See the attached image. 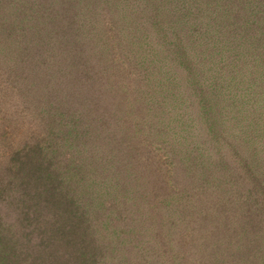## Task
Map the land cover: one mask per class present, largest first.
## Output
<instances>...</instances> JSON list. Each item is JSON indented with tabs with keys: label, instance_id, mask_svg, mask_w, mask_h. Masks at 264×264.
I'll list each match as a JSON object with an SVG mask.
<instances>
[{
	"label": "trees",
	"instance_id": "trees-1",
	"mask_svg": "<svg viewBox=\"0 0 264 264\" xmlns=\"http://www.w3.org/2000/svg\"><path fill=\"white\" fill-rule=\"evenodd\" d=\"M139 1L0 0V264H100L98 239L108 245L106 264H149L153 257L139 247L145 226L163 247L168 240L165 248L187 245L189 251L157 264H232L234 256L238 264H261L264 52L263 67L255 57L257 65L231 62L223 75L205 54L218 58L231 41L246 48L264 42V0ZM101 14L117 22L111 36L98 29ZM132 37L153 58L146 61L145 50L146 66L131 56ZM42 52L48 55L37 60ZM95 58L141 110L110 122L108 138L130 149L129 160L106 166L124 161L112 150L85 172L83 161L62 160L83 148L84 126L49 97L54 87L63 95L87 85L85 66ZM170 85L174 92L164 95ZM164 104L186 113L165 122ZM251 109L261 139L242 157L232 144L251 140L228 139L223 121L244 129L239 115ZM177 241L182 245L172 247ZM162 250L156 254L166 262Z\"/></svg>",
	"mask_w": 264,
	"mask_h": 264
},
{
	"label": "rangeland",
	"instance_id": "rangeland-1",
	"mask_svg": "<svg viewBox=\"0 0 264 264\" xmlns=\"http://www.w3.org/2000/svg\"><path fill=\"white\" fill-rule=\"evenodd\" d=\"M134 1V6L137 4V0H133ZM139 1V0H138ZM141 4V2H138V5ZM56 8L58 9V5ZM55 8V9H56ZM103 11V8L100 7V12ZM138 12V11H136ZM134 16V15H133ZM97 21H101L100 27H98V29H101L102 32H106L109 36H111V31L112 29L115 27V24L117 23L116 21H114L112 18H110L109 16H107L106 14H101L99 16H97L96 18ZM34 25L35 24V18H32L30 20V23ZM80 25V24H79ZM132 27V26H130ZM79 28V26H78ZM133 28V27H132ZM79 31L81 32L80 28ZM90 35L86 34V37ZM83 37V35H82ZM139 38L142 37V35L138 36ZM80 38H81V34H80ZM132 41V45H133V50L132 52V58L134 59L135 56L138 57L136 64L137 65H143L146 66V64L142 63V56L145 54V50L147 53V49L145 47H143L139 42L137 37H132L131 38ZM224 40V39H221ZM224 44H227V42H225ZM229 50H226L227 52H225L224 54H221L218 56V58H215V55H211V53L206 52V56L209 60L210 65L213 64L215 62V69H221L223 68V71L221 69V74L223 75L224 71L229 70V67L226 66L227 64H230L231 62L237 63L239 65H245L248 62H255L254 58L255 57H259L260 59V54L264 52V42H260L254 45H244L243 42H239V41H231L229 42ZM241 46L243 49L244 48V52L240 49ZM245 46V47H244ZM254 46H257V48H255ZM205 49V48H204ZM201 49V50H204ZM85 49H83L84 52ZM116 53L118 54L119 49H116ZM83 54V53H82ZM247 54V56H246ZM48 54H46L45 52L42 53H37V60L44 58L45 56H47ZM85 56L88 57V53H84ZM248 57V61L246 60V62L242 63V59L244 57ZM52 58V56H51ZM153 58L150 56V53L148 51L147 55H146V61L148 60H152ZM235 59V60H234ZM96 59L94 60V64L92 65V67H90V65H86L85 69H88V74H90V76L88 77H84L83 81L85 82L86 80H88V84L86 85H82L81 87H79L78 89L76 88H69L64 91L63 95H61L60 93H57L60 88H53L51 90V93L57 98V100L55 98H53L51 96L50 93V97H49V102L52 101L55 104H57V106L59 108H63L65 112H67L68 114L71 115L67 117L70 120H77L80 122H82V126H84V133H85V137H81L83 138V140L85 141V144H82L83 148L80 147V151L76 148L75 150L68 151V155L63 157V161L66 163L68 162V160H70L71 158L76 159V161L78 160V162L83 161V165L80 166V169L83 170L85 168V172L91 169H96V167L99 166L100 161H104L110 154V152H112V150H117L120 152V155L122 157H124V161H117V162H113L111 164H106V166H113V167H117L121 165V162H126L127 160H129V155L132 156L130 149L127 146L124 145H120L117 144L116 142H114L115 144L112 143V141L109 140L108 138V133H110L112 131V129H110V122H112L116 116L120 117V118H126L127 116H131L132 114H136V113H140V108L137 107L135 104H132L130 102H128L126 100L127 96V92H126V88L124 90L122 86L118 85V79L113 75L112 71L109 70L108 66L107 67H101L98 66ZM234 60V61H233ZM117 62V61H116ZM261 62V66H262V60L260 59ZM254 64V63H253ZM254 65H257V63L255 62ZM226 66V67H225ZM150 67L153 69V66L150 65ZM263 67V66H262ZM253 71H255V73L260 74L263 70L260 67H255L253 68ZM174 73H176V75H174ZM171 77H173V75L176 78H181L180 72H174ZM216 74V73H215ZM115 78V80L113 78ZM162 77V76H161ZM165 77V76H163ZM215 81V80H214ZM175 87V84L174 86ZM173 87L167 86L164 89L163 94L164 95H169L171 92L173 91ZM49 90V91H50ZM176 91V89H175ZM37 94V93H36ZM62 97V98H61ZM51 98V100H50ZM61 98V102L58 101V99ZM165 99H169L168 97ZM14 102H17L16 99H14ZM16 104V103H15ZM233 105V104H232ZM236 105V104H235ZM16 106V105H15ZM238 109L240 107H234V109ZM162 109V117L165 119V122H171V121H176L178 122V118H179V114L182 113H186L185 111H183L180 108L177 107H173L172 105H167L164 104ZM21 111V110H19ZM63 111V110H62ZM161 111V110H160ZM17 114V112H16ZM15 114V115H16ZM19 114V113H18ZM17 114V115H18ZM73 115V116H72ZM4 116V115H3ZM240 117V125L242 126L243 124L245 125L244 129H240L238 127H236L235 125H233L232 122L228 120H224L223 123L227 125V130H226V137L230 140L237 138V139H250L251 142L253 140L255 141H259V138L261 139V134H259L258 136V131H253L254 127H256L259 123V117L256 118V115L253 114L252 109L251 111H249V113H247L246 111L242 112L241 115H239ZM0 126L3 125L2 124V115L0 114ZM15 118V116H14ZM13 118V119H14ZM12 119V120H13ZM20 121H23L22 119H20ZM24 124H28L27 120H25ZM250 127V129H249ZM90 129V131H89ZM89 131V132H86ZM243 130H247V131H243ZM83 133V134H84ZM178 134V133H176ZM163 135H165L163 133ZM24 133H22L20 135L21 138H24ZM252 138H250V137ZM124 142V141H122ZM125 143V142H124ZM232 146H235L237 148H239L238 150H240V152H245V155H242V157H245L247 154V152H249L251 149H255L254 147V142H252V144L250 145V143H247L245 140L243 142H241V144H237V142L233 143ZM79 148V147H78ZM223 148H224V152L226 153V155L229 156L230 161H233L235 158V156L233 155V151L231 153H227V151H225V149L227 148L224 144H223ZM234 150V149H233ZM80 152V153H79ZM1 153V151H0ZM79 153V154H78ZM84 153V154H83ZM261 157H264V155H261ZM139 160H145V156H140V157H136ZM237 159V157H236ZM3 160V158L0 155V162ZM264 160V158H263ZM100 166H103V164H101ZM258 169H257V173L262 172L261 169V162L259 160L258 157ZM84 167V168H83ZM84 171V170H83ZM260 178V176H259ZM86 182L85 179H83L82 183ZM146 181L142 182L145 183ZM141 183V184H142ZM2 197V196H1ZM0 197V212L2 210L3 212V207L4 203H5V199ZM259 215H261L263 218L260 217L261 221L264 223V216L262 211H258ZM91 217V215H90ZM6 219V217H5ZM12 220V219H11ZM10 219L8 220V222L11 221ZM43 225H40V227L42 228ZM145 229H140V233L145 234V236L143 237H139L142 241L140 242V248L141 250L144 252V250L146 252L149 253V256H152L153 259L151 261V263L149 264H157L159 262L161 263H167L170 262V259L175 256H177V253H179V251H183V252H189L187 249V245H182V242H178L176 245L172 244V247H176L180 245H182V247H178V249H174L173 251H171V246L169 248H165L167 247L170 243L167 240L164 244L165 247H163L161 240H159L157 243L156 238L153 236L155 230L150 227L149 229H147V227H144ZM252 233H254V231L251 230ZM123 238L122 235L118 236V239ZM174 238V236H173ZM176 238V237H175ZM177 239V238H176ZM180 240V239H179ZM188 238L184 239V241H187ZM242 243V242H241ZM117 243H115L116 245ZM119 246H123V245H119ZM108 247V245L106 243H101V240L98 239L97 241V249H98V255L101 256V260L102 262L100 264H106L104 261H107V256L106 253H104L105 249ZM127 248V246L124 247L123 250H125ZM162 250V252H164V256H165V261L163 262V259H158L157 257V252L158 250ZM122 250V251H123ZM128 250L130 251L131 248L128 247ZM109 251V250H107ZM148 256V254H147ZM235 258L232 259H236L232 261V264H238L241 263L240 260L238 259V256H234ZM132 259V257L128 260H126V263L128 261H130ZM179 263V262H178ZM254 263L258 264V261L254 259ZM252 263V264H254ZM118 264V263H116ZM125 264V263H124ZM129 264V262H128ZM261 264H264V256L262 258V262Z\"/></svg>",
	"mask_w": 264,
	"mask_h": 264
}]
</instances>
